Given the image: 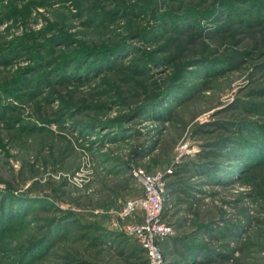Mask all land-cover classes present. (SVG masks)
Returning a JSON list of instances; mask_svg holds the SVG:
<instances>
[{"label":"rangeland","instance_id":"1","mask_svg":"<svg viewBox=\"0 0 264 264\" xmlns=\"http://www.w3.org/2000/svg\"><path fill=\"white\" fill-rule=\"evenodd\" d=\"M143 174L161 264H264V0H0V264H149Z\"/></svg>","mask_w":264,"mask_h":264},{"label":"built area","instance_id":"2","mask_svg":"<svg viewBox=\"0 0 264 264\" xmlns=\"http://www.w3.org/2000/svg\"><path fill=\"white\" fill-rule=\"evenodd\" d=\"M162 176L137 175L144 189V196L127 201L122 211L124 218L143 212L144 222L127 227L126 232L138 239L148 255L149 264H161L160 241L173 233L172 226L163 221L168 194L163 186Z\"/></svg>","mask_w":264,"mask_h":264},{"label":"trees","instance_id":"3","mask_svg":"<svg viewBox=\"0 0 264 264\" xmlns=\"http://www.w3.org/2000/svg\"><path fill=\"white\" fill-rule=\"evenodd\" d=\"M166 204H167V202H166ZM167 207V206H166ZM165 210H166V208H165ZM165 212V211H164ZM163 218H164V214H163ZM141 250L147 255V253H146V251L141 247ZM148 257V256H147Z\"/></svg>","mask_w":264,"mask_h":264}]
</instances>
